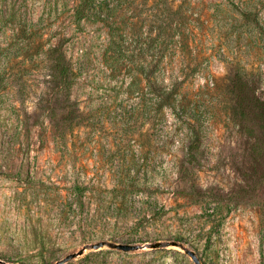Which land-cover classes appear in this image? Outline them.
<instances>
[{
  "label": "rangeland",
  "instance_id": "1",
  "mask_svg": "<svg viewBox=\"0 0 264 264\" xmlns=\"http://www.w3.org/2000/svg\"><path fill=\"white\" fill-rule=\"evenodd\" d=\"M78 3L0 0V259L86 247L64 264H194L147 247L173 240L200 264H264V0H94L76 23ZM161 23L156 79L186 111L158 107L144 78ZM57 43L69 101L48 83Z\"/></svg>",
  "mask_w": 264,
  "mask_h": 264
},
{
  "label": "trees",
  "instance_id": "2",
  "mask_svg": "<svg viewBox=\"0 0 264 264\" xmlns=\"http://www.w3.org/2000/svg\"><path fill=\"white\" fill-rule=\"evenodd\" d=\"M93 1L94 0H79L74 11L76 23H79L83 19ZM109 28L111 31L116 29L112 25H109ZM158 29L159 31L153 37L149 38L148 41V48L151 50V58L147 62L148 70L146 71L144 78L147 82L149 93L152 95V98L155 99L160 108H170L175 110L176 107L179 106L182 111H186L189 108L187 105H182L177 99L176 90L167 89L164 85L157 82L155 71L158 69L160 58L163 55L160 54L159 56L158 52L163 53L162 51L164 50L166 43L165 39L162 38L164 37L162 35L166 30L164 23L159 24ZM114 44L117 45L116 42ZM154 50L156 54H158V59H154L155 57H153L156 55ZM47 62L48 83L52 92L59 95L63 100L69 101L73 84V70L65 56L62 43H57L49 49L47 53ZM70 114L71 115L68 116L69 120L65 119L66 121H69L67 124H71L72 120H74L73 112L70 111ZM188 114L189 121H186V123L189 130V138L184 153V159L186 164L192 166L197 159L201 130L193 123V120H195L194 115H192L190 111ZM78 190L80 189L78 188Z\"/></svg>",
  "mask_w": 264,
  "mask_h": 264
},
{
  "label": "water",
  "instance_id": "3",
  "mask_svg": "<svg viewBox=\"0 0 264 264\" xmlns=\"http://www.w3.org/2000/svg\"><path fill=\"white\" fill-rule=\"evenodd\" d=\"M104 244L105 243L103 241H99V242L91 244L90 248L91 249H99ZM109 246L111 248L118 249V250L125 251V252L136 250V249H143V248L146 247V245H137V244H131V243H114V244L109 245ZM162 246L178 247L181 251H183L184 254H186L187 256L190 257V259L193 261L194 264H200L199 258L197 257L195 252L193 250H191V249L183 247L177 241H173V240H166L164 242L155 241L153 243H150L149 246H147V247L149 249H157V248H160ZM85 249H86V247H82L81 249H79L76 252L68 253L67 255L62 257L61 259H58V260L54 261L52 264H64V263L68 262L69 260H71V259L83 254ZM0 263L1 264H8L7 262L2 261L1 259H0Z\"/></svg>",
  "mask_w": 264,
  "mask_h": 264
}]
</instances>
